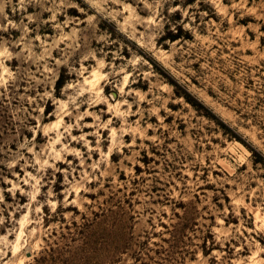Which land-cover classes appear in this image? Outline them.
I'll use <instances>...</instances> for the list:
<instances>
[{"label":"rangeland","instance_id":"1","mask_svg":"<svg viewBox=\"0 0 264 264\" xmlns=\"http://www.w3.org/2000/svg\"><path fill=\"white\" fill-rule=\"evenodd\" d=\"M0 264H264V0H0Z\"/></svg>","mask_w":264,"mask_h":264}]
</instances>
